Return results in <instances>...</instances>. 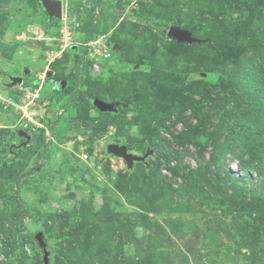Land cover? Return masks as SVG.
Here are the masks:
<instances>
[{
    "label": "rangeland",
    "instance_id": "1",
    "mask_svg": "<svg viewBox=\"0 0 264 264\" xmlns=\"http://www.w3.org/2000/svg\"><path fill=\"white\" fill-rule=\"evenodd\" d=\"M62 2L0 0V264H264V0Z\"/></svg>",
    "mask_w": 264,
    "mask_h": 264
},
{
    "label": "water",
    "instance_id": "2",
    "mask_svg": "<svg viewBox=\"0 0 264 264\" xmlns=\"http://www.w3.org/2000/svg\"><path fill=\"white\" fill-rule=\"evenodd\" d=\"M38 2L40 4L41 9L47 15L48 19L62 17V14H63L62 0H38ZM167 35L176 39L179 42H187V43L200 42V39L193 36L189 30L183 29L178 26H170L167 30ZM26 72H28V69H26ZM10 78H11L12 84L22 81L21 75L10 76ZM93 103L95 107L100 111H107V110L115 109L114 103L104 101L103 99H100V98H95L93 100ZM107 150L111 153H114L116 155L123 157L129 166H132L134 160L143 159L136 154L130 153L125 145H119L115 143L109 144L107 146ZM40 234L41 233L36 234V237L40 241L41 246L45 247V244L43 243L42 239H40ZM44 263L47 264V259L45 256H44Z\"/></svg>",
    "mask_w": 264,
    "mask_h": 264
},
{
    "label": "trees",
    "instance_id": "3",
    "mask_svg": "<svg viewBox=\"0 0 264 264\" xmlns=\"http://www.w3.org/2000/svg\"><path fill=\"white\" fill-rule=\"evenodd\" d=\"M77 4L79 5L80 3L78 2Z\"/></svg>",
    "mask_w": 264,
    "mask_h": 264
},
{
    "label": "built area",
    "instance_id": "4",
    "mask_svg": "<svg viewBox=\"0 0 264 264\" xmlns=\"http://www.w3.org/2000/svg\"><path fill=\"white\" fill-rule=\"evenodd\" d=\"M69 40V39H68Z\"/></svg>",
    "mask_w": 264,
    "mask_h": 264
}]
</instances>
